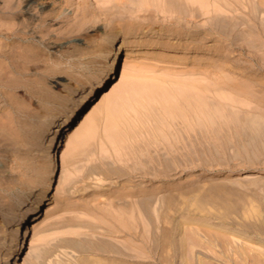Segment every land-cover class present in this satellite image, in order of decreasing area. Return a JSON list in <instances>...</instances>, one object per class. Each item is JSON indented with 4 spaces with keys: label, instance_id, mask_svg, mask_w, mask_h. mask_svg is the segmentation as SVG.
<instances>
[{
    "label": "rangeland",
    "instance_id": "rangeland-1",
    "mask_svg": "<svg viewBox=\"0 0 264 264\" xmlns=\"http://www.w3.org/2000/svg\"><path fill=\"white\" fill-rule=\"evenodd\" d=\"M106 1L12 2L11 22L25 21L31 44L48 39L18 87L0 94V264H264V139L255 148L220 135L218 124L209 131V116L223 114L205 96L222 79L264 81L262 59L222 41L211 18L235 16L244 27L237 34L264 19V0H198L205 11L195 34L164 21L158 0H121L116 15L91 17ZM7 10L0 0V18ZM113 34L116 66L73 117L68 148L52 158L48 122ZM193 126L205 133L189 137ZM50 158L49 198L14 255L7 217L45 180Z\"/></svg>",
    "mask_w": 264,
    "mask_h": 264
},
{
    "label": "bare ground",
    "instance_id": "bare-ground-1",
    "mask_svg": "<svg viewBox=\"0 0 264 264\" xmlns=\"http://www.w3.org/2000/svg\"><path fill=\"white\" fill-rule=\"evenodd\" d=\"M98 1L99 0H95V2ZM120 1L121 0H107L106 2H108V4L105 5L99 4L98 6H94V8L90 10L89 14L93 18L96 16V14L116 15L118 13V9L122 6L124 7L122 3L120 6L119 4ZM158 1L164 7V9L161 7L163 10L162 9L160 10L162 11L163 14L162 16L164 18V21L170 20L171 24L175 23L180 27H184L185 25L189 24L191 31L194 32L193 34L202 31L200 26L197 24L198 18L203 11L199 6L198 0H158ZM12 2L13 0H5L6 8L8 9L7 10L8 16L5 15L6 17L0 18L3 19L0 21V94L4 90L15 89L16 87H18L17 83L19 81V78L22 77V75H24L22 72V70L24 71L23 67L24 66L27 67L30 61L38 60L40 58L41 53L39 52V50L43 45V43L48 39V38H40L39 40L36 41V43L31 44L33 39L26 37L25 35L26 33H24L23 31L24 30L23 27L25 26V21L22 19L17 23L11 22V20L15 19L17 16V12L13 11L14 4H12ZM70 2L72 3V1ZM210 5L211 4H209V6ZM209 6L207 5V8ZM259 9H260L259 5L255 6L256 13L260 11ZM86 10H88V8ZM142 11L149 13L150 8L145 6V8H143ZM210 11L211 10L208 8L206 10V13H209ZM211 18L213 20V23H215V25L218 27L219 30L218 34L222 41L224 42L227 41L226 43L227 45L243 44V46L246 47V49H248L247 51L252 52L254 55L257 56V58L262 59L261 61H259L260 64L264 62V19H262L260 23L257 22L259 24H257L256 26L253 27L246 26L247 29L245 27V30L244 31L242 30L244 33L242 31L241 32L239 31L237 34H234L233 30H235L236 27L237 30L241 27V26L239 27L241 21L235 19V16L232 15L230 17L228 16V14L216 13L214 15H211ZM247 23L245 25H247ZM67 31L69 32V27ZM151 36H153V34H151ZM116 38H117L116 34L110 35V37L108 38V45L100 55V58H98L97 61L93 62L86 69V71L78 79V81H76V83L72 87H70L65 97L58 102L54 112V117L49 120L47 125L48 128L51 127L49 130V132H51L49 141L52 139L54 135L53 141L50 144L51 146L50 152L53 153L52 158L57 157L58 151L61 148H63V151H65L68 148L72 138L70 125L73 117L83 107V104L87 102V100L94 94L96 89L103 84L107 73L111 74L114 67L116 66V62L119 57V48H120L119 46L115 47ZM54 39L58 40L60 38H54ZM30 44L32 46H30ZM230 48L232 49V47ZM230 48L226 47V51L230 52L231 51ZM224 57L227 58L225 55ZM256 60L258 61V59ZM255 78L256 77L254 76L251 78H247L245 80L243 77L244 80L241 78L243 81L240 80L241 82L238 83L233 82V79L235 78L232 77L226 78L218 81L217 85L206 88L205 90L206 100L209 102V104L213 106L215 104L220 105V107L222 108L221 112L223 114V116L220 115L219 117L216 118L215 117L213 118L210 115L213 119L210 118V116H209L210 119L207 117L208 120H210V121L207 120L209 124L206 122L208 124V126L206 125V127H208V130L211 128V125H212L211 130L218 129L215 127L213 129V125L215 124L216 126L218 124L217 127L219 126V129L216 131H219L220 135L228 136L231 135V133L229 134L228 132H232L233 134L232 136L233 137L235 136L234 138L242 141L244 140V142L247 140L248 142L250 141V143L252 144L250 146L256 148V146L260 145L261 139H264V81L262 82L260 79L261 82L257 80L256 83ZM230 86L231 87L233 86L234 90L233 88H231L232 90H230L229 89ZM250 86H255L257 88L251 89ZM225 89L230 90L231 93L229 94L226 93L224 91ZM219 92L223 94V96L220 95ZM242 92L243 93L247 92V94H251L252 97H254L252 98L253 100H251L253 101V104L245 103L243 99L238 100V97L236 96L244 95L242 94ZM246 97L247 96H245L244 98ZM248 99L250 100V98ZM228 101L231 103L235 102V104L237 103L236 107H234L235 104L234 106L232 105L234 107L235 114L232 112L231 110L232 106ZM231 112L235 115L234 118L227 119L226 117L228 116L226 115H229V113ZM194 127L195 126H193L192 129L189 128L190 131L186 133L191 138L192 137L196 138V136L200 135L202 132V130L200 132L197 130V128ZM176 130L177 129H175V131ZM206 130L207 129H205V131ZM177 131H179V133H181L185 138V134H184L185 132L184 133L181 132L182 130H180L179 128ZM236 141L237 140H235V142ZM56 146L58 147L56 149H53ZM256 151H258V149ZM53 167L54 164L51 163V158H50L49 169H51V171L47 175L45 180L36 190H33L30 192L29 195H26L21 201L18 209L7 217V219L12 218L15 223V226L13 227V232H16V246L13 253L14 255L19 253V250L21 246H23L24 241L31 228L29 225H27L29 223L27 221H30L33 214L36 212L37 207L40 204H42L43 200L49 198L46 194H47V190L51 188V184L53 182V172H52ZM140 200H148V198L144 197ZM147 204L148 202L146 203V206ZM143 205L145 204L143 203ZM30 224H32V222ZM19 242L22 245H19ZM10 250L11 247H9V251ZM9 264H18V263L14 260L12 263Z\"/></svg>",
    "mask_w": 264,
    "mask_h": 264
}]
</instances>
